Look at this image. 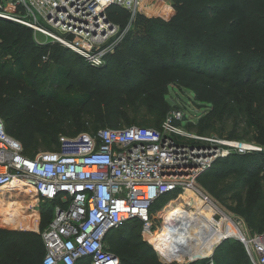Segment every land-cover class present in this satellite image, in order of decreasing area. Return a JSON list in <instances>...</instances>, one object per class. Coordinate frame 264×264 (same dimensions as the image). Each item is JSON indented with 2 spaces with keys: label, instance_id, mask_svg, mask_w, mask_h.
<instances>
[{
  "label": "trees",
  "instance_id": "trees-1",
  "mask_svg": "<svg viewBox=\"0 0 264 264\" xmlns=\"http://www.w3.org/2000/svg\"><path fill=\"white\" fill-rule=\"evenodd\" d=\"M169 1L172 7L167 4L162 9H144L149 15L165 18L174 9L169 18L136 14L131 28L140 26L142 33L132 29L125 31L113 51L108 52L105 61L98 65L90 64L56 41L38 42L30 27L0 16V117L5 130L20 141L26 155H34L32 149L39 144V133L47 146L57 139L60 131L57 126L64 122L62 119L41 126L36 123L49 104L61 111L96 107V120H100L104 124L102 126L116 127L126 95L138 94L144 86L153 88L158 94H151L149 98H163L169 84L181 88L201 83L207 94L220 90L223 96L231 94L232 97L233 91L238 90L239 99L244 98L248 108L256 99L264 101V0ZM107 17L122 29L128 22L129 13L111 4L107 8ZM164 36L170 44L168 51L163 45ZM149 41L156 45L155 49L145 48ZM49 61H55L54 67L38 80ZM116 67L132 69L128 89L124 87L126 80L114 70ZM32 68H35V73H31ZM41 80H46L44 86H41ZM149 103L153 109L158 108L155 100ZM209 117H212V112ZM202 120L200 118L198 122ZM253 136V140L249 141L259 144V150L231 151L216 157L197 175L198 185L210 197L221 198L231 189V183L223 182L236 171V167L232 166L235 159L231 156L240 158L241 165L247 166L246 172L251 175H258L264 169V128L254 131ZM227 137L244 140L231 135ZM262 178L264 182V176ZM241 179L247 181L248 177ZM175 192H180V189ZM15 198L1 201L0 222L36 228L38 211L28 208L33 206L36 196L29 189L22 190ZM177 198L169 200L166 208L161 210L163 217L169 209L170 212L175 207L185 208V204H191L189 196L179 193ZM253 215L251 210L249 221L262 232L264 219ZM50 217L51 209L41 211L39 229L45 227ZM129 223L132 224L126 230ZM140 224L137 218L127 219L108 230L103 241L118 255L119 264H162L147 256L143 247L145 243L136 233ZM117 229L120 230L115 236ZM231 238L222 239L216 249L226 246V253H231L237 262L249 263L242 243L245 257L238 259L237 248L231 245ZM0 240L9 244L13 257L4 259L0 264H40L44 247L39 233L0 228ZM213 255L215 257V253ZM203 260L201 264H208L206 259ZM212 262L219 263L216 258ZM222 262L229 264L226 263L228 255ZM76 264L86 263L80 260Z\"/></svg>",
  "mask_w": 264,
  "mask_h": 264
},
{
  "label": "built area",
  "instance_id": "built-area-1",
  "mask_svg": "<svg viewBox=\"0 0 264 264\" xmlns=\"http://www.w3.org/2000/svg\"><path fill=\"white\" fill-rule=\"evenodd\" d=\"M5 1L10 8L0 2L1 17L30 27L36 41H56L92 65L105 61L136 14L165 18L145 12L150 0ZM111 4L129 13L122 29L107 17ZM36 32L48 39H38ZM182 118L184 110L174 106L158 126H102L61 136L56 149L28 156L0 117V201L22 192L11 189L12 179L19 178L30 185L35 203L54 202L48 223L38 231L44 247L40 264H119L118 255L103 241L108 230L137 218L144 234L152 224L153 201L177 189L196 188L212 201L198 185L197 175L216 157L261 148L253 141L184 130L176 124ZM236 226L249 263L264 264V230L247 234ZM201 257L179 264H198Z\"/></svg>",
  "mask_w": 264,
  "mask_h": 264
},
{
  "label": "rangeland",
  "instance_id": "rangeland-1",
  "mask_svg": "<svg viewBox=\"0 0 264 264\" xmlns=\"http://www.w3.org/2000/svg\"><path fill=\"white\" fill-rule=\"evenodd\" d=\"M2 3V7L9 9L10 6L6 3L5 0H0ZM165 2L171 6L169 0H165ZM147 7V6H146ZM172 7V6H171ZM174 12L167 17L169 18ZM156 15V14H152ZM166 18V19H167ZM131 22L127 25V30L131 28ZM129 28V29H128ZM124 31V32H125ZM132 31H136L137 33H142V28L140 26L134 27ZM34 36V35H33ZM35 36L38 39H46L47 37L40 32H36ZM165 37V44L166 50H169L170 44ZM48 39V38H47ZM156 45L153 42L149 41L146 42L145 48L146 49H155ZM70 49V48H69ZM72 51V50H71ZM164 55H162L163 57ZM163 58H161L162 60ZM55 61H49L46 70L39 74L38 80L46 74V71L50 72L51 69L54 67ZM116 73H118L121 78L123 77L125 82V88H129L130 85V78L133 76L132 69L130 67H116L114 68ZM35 68H32L31 73H35ZM41 86L46 84V80H41ZM166 92L163 98H149V95L154 94L153 96L158 95L157 92L153 88H149L148 86H144L140 93L132 94L129 93L126 95L125 104L121 108V116L118 123V126H126L132 123H139L143 125H150V126H158L170 112V110L174 107H180L185 112V118L180 119L176 122L181 128L187 131H192L198 134H210L216 136H230L235 138H241L246 140H253V133L257 129L260 130L264 128V101L256 99L253 101V105L251 108H248L246 105V101L244 98L239 99L238 90L233 91V95L231 94L223 96L220 90H216L212 93H206L202 84L198 83L195 86L191 87H181L178 88L177 85L169 84L165 88ZM132 94V95H131ZM134 95V96H133ZM152 96V97H153ZM151 97V96H150ZM197 97H202L201 99ZM205 97H208L205 99ZM155 100L156 105L158 108H152L149 101ZM212 112V117H209V113ZM96 107L92 109H71L70 111H61L55 106L49 104L40 113L38 119L36 121L39 126L45 125L50 122L58 121L62 119L64 121L62 124H58V128L60 131L58 132V136L56 141L52 142L50 146L44 144V140L42 139L43 136L39 133V144L35 148L32 149V152L35 154L41 150H54L56 146H58L59 138L61 136H74L81 131L91 132L96 129V127H100L104 125L100 120H96L98 115L96 114ZM200 118H203L201 122H198ZM207 119L208 124H206ZM206 125V126H205ZM215 125V127H214ZM231 133V134H230ZM180 140L183 138L179 137ZM252 140L250 142H252ZM254 142V141H253ZM256 145V142H254ZM260 146V145H259ZM231 159H235L232 162V166L236 167V171L232 173L230 176L224 179V183H231V189L228 190L225 194L221 196V198L212 195L210 197L213 203L225 213V215L229 216L231 222L238 224L239 228L246 232L247 234L257 233L260 232L258 229L252 225L249 221V213L252 210L254 213L253 216L259 217V219H264V169L260 170L258 175H251L246 172L247 166H242L240 161L241 159L238 157L231 156ZM245 177L247 181L242 180L241 178ZM230 187V186H229ZM228 188V187H227ZM181 192V191H180ZM179 192V193H180ZM198 194V193H197ZM178 192L175 191L169 192L166 197L158 198L152 205L151 210V227L149 230L143 232V225L137 226V230L139 229L138 238L141 241H144V249L147 253L148 257H154L155 261H159L162 264H179L182 262L183 259H187L191 257L192 254H196L197 252L201 251H211L209 255L202 256L198 259V263L201 264L203 259L207 261L214 260L215 258L218 260V264H223L222 260L227 257L228 255V262L229 264H243L237 262L231 255V253H226L225 249L226 246H222L219 249H216L217 244L219 243L217 239L213 241L209 246L200 249L196 252L193 246H188L184 251L175 252L171 251L166 255H163L161 252L162 249L158 247L156 243V235L159 231H161L162 227L166 225V221L164 222V218L161 215V210L166 208L167 202L169 200H178L177 198ZM199 195V194H198ZM191 199V204H185V208L178 207L184 210V212H188V210L192 206V197L187 195ZM201 196V195H200ZM202 197V196H201ZM169 198V199H167ZM203 198V197H202ZM16 199V198H15ZM13 200V199H9ZM207 203H209L214 209L215 207L208 202L206 199L203 198ZM8 202V200H7ZM6 202V203H7ZM14 202V201H13ZM1 204V201H0ZM5 204V203H4ZM33 208L38 211V219H37V226L36 228H28L25 226H14L13 224L5 225L0 222V228L7 229V230H20V231H34L39 233V221H40V213L44 209H51L54 206V202L50 200H42L39 199L37 203H32ZM29 209H33L31 205L28 207ZM176 208V207H175ZM173 208L170 212L175 209ZM4 210V209H3ZM170 210V209H169ZM168 210V212H169ZM160 212V214H159ZM171 213H168L166 220L170 216ZM159 214V215H158ZM215 214V215H214ZM214 220L220 221L221 228L225 227L226 221L223 214L216 209V212L213 211L212 214ZM202 222L204 223V219L202 218ZM178 222V221H177ZM129 223L125 227L126 230L130 227ZM136 226V224H135ZM120 229L115 230L114 235L117 236ZM230 243L237 248L238 252V259H244L245 254L242 249V245L240 240L236 236H231ZM217 241V242H216ZM9 244L5 241L0 240V263L4 261V259L13 258L11 251L8 249ZM213 248V249H212ZM233 248H230V251ZM215 253V257H213ZM174 255V256H173ZM170 256H173L172 260H165L168 259ZM205 261V260H203ZM193 264V263H189ZM225 264V263H224ZM244 264H249L247 261Z\"/></svg>",
  "mask_w": 264,
  "mask_h": 264
},
{
  "label": "bare ground",
  "instance_id": "bare-ground-1",
  "mask_svg": "<svg viewBox=\"0 0 264 264\" xmlns=\"http://www.w3.org/2000/svg\"><path fill=\"white\" fill-rule=\"evenodd\" d=\"M150 1L151 4L147 5V7L162 9L167 5L165 0ZM11 185L24 191L31 189L29 184L19 178H13ZM180 193L184 196L190 195L192 197V206L188 212H184L181 208L174 209L172 213L168 212L171 214L167 220L166 218L168 213L166 214L164 218L166 225L163 226L161 231H159L156 235V243L158 244V247L162 249L161 252L163 255H166L171 251H175L176 253L180 251L182 252L188 246H193L197 252L198 250L209 246L213 241H215V239L218 238V241L226 234L235 236L239 234V229L235 223L231 222L230 217L225 215V213L221 211L211 200L205 198L199 190L193 187H187ZM200 195L210 202L215 209L203 200ZM216 209L219 210L225 217L226 224L224 228H221L220 221L214 220L212 216L213 211L216 212ZM202 218L204 219V223L202 222ZM175 228L179 230L178 234L176 233L177 230ZM211 251L206 250L205 252L201 251L196 254L191 253V257L209 255ZM173 256H170L165 260H170Z\"/></svg>",
  "mask_w": 264,
  "mask_h": 264
},
{
  "label": "water",
  "instance_id": "water-1",
  "mask_svg": "<svg viewBox=\"0 0 264 264\" xmlns=\"http://www.w3.org/2000/svg\"><path fill=\"white\" fill-rule=\"evenodd\" d=\"M226 236H227V235L222 236V237L218 240V242H220L222 239L226 238Z\"/></svg>",
  "mask_w": 264,
  "mask_h": 264
},
{
  "label": "crops",
  "instance_id": "crops-1",
  "mask_svg": "<svg viewBox=\"0 0 264 264\" xmlns=\"http://www.w3.org/2000/svg\"><path fill=\"white\" fill-rule=\"evenodd\" d=\"M175 209H179L178 207H176ZM183 210V209H182ZM184 211V210H183Z\"/></svg>",
  "mask_w": 264,
  "mask_h": 264
}]
</instances>
